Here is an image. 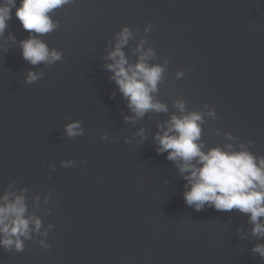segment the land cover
<instances>
[{
  "label": "water",
  "instance_id": "water-1",
  "mask_svg": "<svg viewBox=\"0 0 264 264\" xmlns=\"http://www.w3.org/2000/svg\"><path fill=\"white\" fill-rule=\"evenodd\" d=\"M50 15L55 30L33 35L62 54L55 63L22 58L29 32L15 8L0 34V194L27 188L41 231L54 228L22 252L0 247V264H264L248 216L187 206L186 181L153 138L172 115L199 113L204 151L243 145L264 157V0H73ZM125 25L129 61L144 40L165 69L152 95L167 112L124 119L133 114L104 65ZM30 70L42 73L32 84ZM76 120L84 134L69 138Z\"/></svg>",
  "mask_w": 264,
  "mask_h": 264
},
{
  "label": "clouds",
  "instance_id": "clouds-1",
  "mask_svg": "<svg viewBox=\"0 0 264 264\" xmlns=\"http://www.w3.org/2000/svg\"><path fill=\"white\" fill-rule=\"evenodd\" d=\"M72 2L73 0H19L17 6V0H0V34L8 26V21L12 19V9L15 8V17L22 28L29 32V37L20 41L22 58L32 65L55 63L61 59L62 54L54 49L50 50L38 35L54 31L57 24L50 14ZM152 30L151 22L145 25V32ZM132 35L127 25L116 33V42L105 58L111 62L104 65L112 73L110 79L117 85L127 101V108L133 114L125 116L126 121L143 118L149 111H168L167 106L154 101L152 95L158 90L157 86L165 69L149 63L155 53L151 48L144 50V40L140 41L135 50L139 53L137 61H129L123 49ZM183 75V71L177 73L178 78ZM41 77L42 73L30 70L25 82L32 84ZM175 106L181 113L185 111L183 102H177ZM209 115L215 117V110H210ZM201 122L202 115L199 113L172 115L170 120L160 126L161 130L154 134L153 138L158 145L157 153L167 152L166 159L176 164L186 181L183 200L187 206L197 212L206 206L222 212L236 210L248 216V223L252 226L251 234L258 240H264V157H256L243 145L240 150H235L229 144L225 148L215 147L204 151ZM64 131L69 138L84 134L79 120L67 123ZM143 133L144 129H140L138 134L143 137ZM106 138L107 133H102L101 139ZM228 138L233 139L230 134ZM125 142L130 143L127 140ZM74 164L72 159L61 161L65 168ZM49 168L54 171L55 165L49 164ZM27 192L28 189L25 188L19 193L6 190L0 194V247L5 252H22L25 241L31 240L32 234L47 237L48 230L54 228L53 224H49L46 230L41 231L42 219L30 212ZM33 199L36 207H39L40 197L37 195ZM49 200L50 197L46 196L44 203L47 204ZM47 211L51 215V210ZM37 243L45 249L51 247L44 240ZM251 251L264 259V243L253 245Z\"/></svg>",
  "mask_w": 264,
  "mask_h": 264
}]
</instances>
